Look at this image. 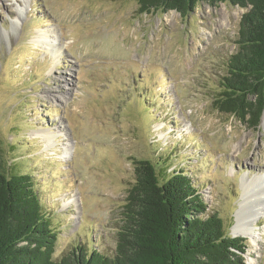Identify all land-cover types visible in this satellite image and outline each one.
Segmentation results:
<instances>
[{"label": "rangeland", "instance_id": "374dc122", "mask_svg": "<svg viewBox=\"0 0 264 264\" xmlns=\"http://www.w3.org/2000/svg\"><path fill=\"white\" fill-rule=\"evenodd\" d=\"M244 13L230 3L184 18L141 13L137 0H0V159L32 173L44 210L58 214L56 260L77 244L116 250L138 161L184 172L235 237L243 175L264 180V119L249 129L213 102ZM256 218V246L236 237L244 264L252 248L264 264Z\"/></svg>", "mask_w": 264, "mask_h": 264}, {"label": "trees", "instance_id": "16d2710c", "mask_svg": "<svg viewBox=\"0 0 264 264\" xmlns=\"http://www.w3.org/2000/svg\"><path fill=\"white\" fill-rule=\"evenodd\" d=\"M137 3L141 13L176 11L184 18L201 3L246 10L237 52L228 60L213 105L249 129L259 128L264 119V0ZM136 165L116 250L110 255L77 244V253L56 260L58 214L44 210L32 173L10 172L0 159V264H244V239L230 237L219 215L207 213L206 201L184 172L162 175L149 161Z\"/></svg>", "mask_w": 264, "mask_h": 264}, {"label": "bare ground", "instance_id": "6f19581e", "mask_svg": "<svg viewBox=\"0 0 264 264\" xmlns=\"http://www.w3.org/2000/svg\"><path fill=\"white\" fill-rule=\"evenodd\" d=\"M47 33H49V31L45 30L43 33H41V35L46 36ZM183 129H185V127H183ZM58 131L60 133L59 134L60 136L63 135L65 136V134H63L62 132L63 129L61 127L58 128ZM42 132L43 133L40 137L44 141L47 139L49 142L56 143V139L60 138L56 136L52 137L51 134L45 131ZM164 135L165 133L162 132L160 137L163 138ZM62 140L63 142H67L66 136L63 137ZM71 156H72V148H71ZM261 176L262 175H258V176L251 175V178H249L246 174L243 175L241 180L242 182L241 187H244V189L242 192L241 201L239 203V209L236 214L237 223L233 228L235 237L238 236L243 237L249 240L253 246H256L258 244V241H256V239L259 238L260 234H258L255 230V227H252L251 225L252 223L253 225H255L257 221L255 220L256 217H257L256 219H260L264 214V180L261 178ZM71 203L72 202H70L69 204ZM252 254H254L253 248L249 253L247 264H257V261L254 260L255 257H251Z\"/></svg>", "mask_w": 264, "mask_h": 264}]
</instances>
